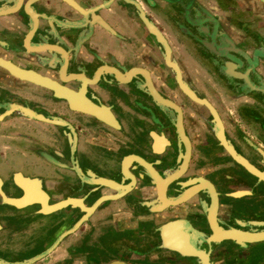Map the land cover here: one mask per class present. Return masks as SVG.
<instances>
[{"label":"flooded vegetation","instance_id":"obj_1","mask_svg":"<svg viewBox=\"0 0 264 264\" xmlns=\"http://www.w3.org/2000/svg\"><path fill=\"white\" fill-rule=\"evenodd\" d=\"M72 1L0 0L4 258L264 264V0Z\"/></svg>","mask_w":264,"mask_h":264},{"label":"water","instance_id":"obj_2","mask_svg":"<svg viewBox=\"0 0 264 264\" xmlns=\"http://www.w3.org/2000/svg\"><path fill=\"white\" fill-rule=\"evenodd\" d=\"M67 1L70 2L73 6H76V4L72 0H67ZM129 2L134 4L135 7L138 9L139 15H140L143 23L145 24V27L147 26L148 29L150 30V32H154L155 34H157L156 27H154V25L147 20V17L145 15L144 11L140 8V6L136 2H134L132 0L129 1ZM102 24L104 26H107L104 23H102ZM24 77H26L28 79H32L30 76H24ZM36 78H37V76L35 75V80H37L39 83H44L40 76L37 79ZM59 96H62V95H59ZM74 104H76V103H74ZM19 108H20V111L22 112V114L27 116V117L36 118V119H39V120H43L45 122H54L55 124L62 125V126L65 124L64 121H62V120H58L56 118H53V119L46 118V117H44L41 114H37L36 112L32 111L31 109L24 108V107H19ZM236 158H238V157L236 156ZM242 162L250 170H252V172L257 173V171H255L253 167H250L244 160ZM0 195H1L2 200H3L4 203H7V204L12 205V206L17 207V208L25 207V206L33 204L35 202L34 199H32L34 197L33 194H23L19 198L8 197L6 194H0ZM39 200L43 203V206L45 205V206L48 207V205L46 204L47 203L46 202L47 201V195L46 194H40V199ZM96 204L97 203L94 204V207L96 206ZM59 205H61V204H59ZM59 205H56L55 207H57ZM42 211L46 212V211H48V208H46V209H44ZM84 218H87V217L85 216ZM72 231H74V229H72V230H70L68 232H72ZM65 234H67V233L65 232L63 235H65ZM225 236L231 237V238L235 239L237 242H240V243H242L244 240H246V241H255V240H259V239L264 238V234H259V233L242 234V233H235V232H227ZM55 247H56V245H54L53 247H51L48 250H45L44 252L40 253L39 255H36V256H33V257H29V258H24L22 260H9L7 258H4L2 256V254H1L0 255V264H34L37 261H40L42 259L43 260L46 259V257L49 254H51L52 250ZM182 253L183 254H188L187 252H182Z\"/></svg>","mask_w":264,"mask_h":264},{"label":"crops","instance_id":"obj_3","mask_svg":"<svg viewBox=\"0 0 264 264\" xmlns=\"http://www.w3.org/2000/svg\"><path fill=\"white\" fill-rule=\"evenodd\" d=\"M118 29L122 32V33H131V31L127 28V27H122L121 26V22H120V24H119V26H118ZM126 35V34H125ZM112 41H110V43H111ZM116 43V42H115ZM114 43V44H115ZM113 45V44H112ZM112 45H108V46H112ZM133 47H140V48H142V46L139 44V42L138 43H136V44H134L133 45ZM120 52V51H119ZM119 54V53H118ZM58 252V251H57ZM57 252H54L50 257H47L46 259H45V261H49V259H52L53 258V256L55 257V256H57ZM60 256V255H59ZM44 261V262H45ZM57 261H59V260H57ZM72 261L75 263V261H76V258H72ZM61 263V262H60ZM46 264H49V262L48 263H46ZM77 264V263H76Z\"/></svg>","mask_w":264,"mask_h":264},{"label":"rangeland","instance_id":"obj_4","mask_svg":"<svg viewBox=\"0 0 264 264\" xmlns=\"http://www.w3.org/2000/svg\"><path fill=\"white\" fill-rule=\"evenodd\" d=\"M12 249H14V248H12ZM7 251H8V249H7V246L4 244V242H0V255L2 254V256L5 257L7 255Z\"/></svg>","mask_w":264,"mask_h":264},{"label":"bare ground","instance_id":"obj_5","mask_svg":"<svg viewBox=\"0 0 264 264\" xmlns=\"http://www.w3.org/2000/svg\"><path fill=\"white\" fill-rule=\"evenodd\" d=\"M183 249H185V247H183Z\"/></svg>","mask_w":264,"mask_h":264}]
</instances>
